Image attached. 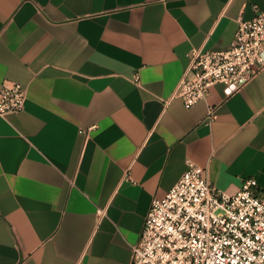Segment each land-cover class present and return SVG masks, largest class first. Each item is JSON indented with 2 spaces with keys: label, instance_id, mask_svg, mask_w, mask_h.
Wrapping results in <instances>:
<instances>
[{
  "label": "crops",
  "instance_id": "0c3cea01",
  "mask_svg": "<svg viewBox=\"0 0 264 264\" xmlns=\"http://www.w3.org/2000/svg\"><path fill=\"white\" fill-rule=\"evenodd\" d=\"M254 4L0 0V83L26 95L0 116V264H128L187 160L229 193L264 188V67L190 108L171 96L191 50L226 47Z\"/></svg>",
  "mask_w": 264,
  "mask_h": 264
},
{
  "label": "built area",
  "instance_id": "2783aa9c",
  "mask_svg": "<svg viewBox=\"0 0 264 264\" xmlns=\"http://www.w3.org/2000/svg\"><path fill=\"white\" fill-rule=\"evenodd\" d=\"M253 10L251 18L238 19L226 47L191 50L171 95L185 108L216 83L233 94L264 67V10L255 4ZM25 98L20 83L1 82L0 116L21 110ZM128 264H264V188L247 177L229 193L211 183L207 167L187 160L173 186L152 198Z\"/></svg>",
  "mask_w": 264,
  "mask_h": 264
}]
</instances>
